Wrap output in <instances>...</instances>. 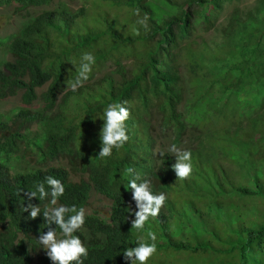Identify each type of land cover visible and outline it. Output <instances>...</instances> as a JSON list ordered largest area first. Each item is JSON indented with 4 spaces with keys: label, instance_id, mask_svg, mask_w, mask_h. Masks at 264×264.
Segmentation results:
<instances>
[{
    "label": "trees",
    "instance_id": "16d2710c",
    "mask_svg": "<svg viewBox=\"0 0 264 264\" xmlns=\"http://www.w3.org/2000/svg\"><path fill=\"white\" fill-rule=\"evenodd\" d=\"M238 1L0 0L14 12L39 10L7 36L10 59L0 68V98L19 92L23 103L0 113V264H31L39 237L49 227L61 232L43 217L51 196L37 190L50 193L49 176L65 188L55 206L79 210L90 189L111 202L110 223L85 215V231L74 233L88 250L83 264H131L123 253L137 246V232L117 183L141 171L156 179L153 194L167 197L139 231L157 237L151 263L168 264L161 256L169 254L179 264H264V0L241 12ZM145 14L147 29L137 23ZM86 53L95 63L73 91ZM109 104L129 110L128 140L101 157ZM151 126L171 145L189 133L188 178H176L167 156L155 169ZM68 168L82 177L69 179ZM28 203L40 207L34 219L23 211Z\"/></svg>",
    "mask_w": 264,
    "mask_h": 264
},
{
    "label": "clouds",
    "instance_id": "9594fccd",
    "mask_svg": "<svg viewBox=\"0 0 264 264\" xmlns=\"http://www.w3.org/2000/svg\"><path fill=\"white\" fill-rule=\"evenodd\" d=\"M136 15L139 16V9H137ZM147 21L148 17L145 14L143 19H139L137 23L147 29ZM137 34L139 33L137 32ZM6 51L8 53L7 49ZM9 59L10 57L6 60ZM3 61L0 64V68ZM82 61L83 62L81 63L79 69V75L76 80L71 84V88L73 91H76L79 87L83 86V82L88 79V74L91 72V65L95 63V58L92 54L86 53L83 55ZM34 103L33 106L39 105L38 103L37 105H34ZM20 104L21 106H23L21 100ZM178 108L179 110H182L183 103H181ZM11 113L12 112L4 115H10ZM104 116V126L100 131L102 133L101 143L103 145L99 151V156L101 157L110 156L112 154L113 148H120L127 142L128 135L125 121L129 118L130 112L126 107H123L120 104H109L107 109L105 110ZM30 128L35 131V122H32L30 124ZM27 130L30 132V134H28V132L24 130H21L20 132L26 135V137H24L25 139L29 140L33 132L30 129ZM188 134V132L184 133L177 144L171 145L169 143L171 135L168 132H160L157 128H153L151 126V152L154 160L155 169L159 165L160 156L163 155L167 156L169 160H172L171 163H173V165L171 167L175 172L176 178L186 179L191 175L193 168L191 162V150L179 149V144L181 142H185L186 138H189ZM164 144L169 145V151H171L172 153L167 151L160 153L158 152L160 147ZM18 145L19 152H24L26 150L31 151L30 148H27L23 151V143H18ZM191 145L192 142L190 144V147ZM32 153L36 155L34 152ZM173 153L175 155H173ZM9 163L12 162L9 161ZM127 171L131 174L133 172V169L129 168ZM81 177L82 175L78 179H80ZM46 181L48 186H50V193L45 191V187L43 184L38 185L37 190L40 194V199H45V197H48L50 195V203L54 207L45 210L43 212V217L47 221L48 225L55 224L61 229V232L56 233L54 228L49 227L48 231L39 237V242L41 243V245H43L44 248H41L42 254L40 255L39 260L41 264H46V262L44 261L46 256L53 262V264H72V262H75V264H83V260L81 258L87 257L88 250L84 246L79 236L74 235V233L78 229H80L81 232L85 231L84 228H82L85 217V211L83 209L84 206L79 210H77L75 206L71 208H68L64 205L55 206L57 205V198L64 194L65 188L61 181L51 176L47 177ZM156 182V179H154L151 175L141 171L140 177H129L126 180L117 183L119 186L118 188L121 191V197L125 195V200L123 201V203L124 206L127 208V219L129 226L137 232V234L133 237L137 246L129 248L123 253L124 259L126 261H130L131 264H137V262L138 264H147V261L156 252L155 241L157 237L155 233L150 230L148 231V234L139 232L140 229H143L145 227L147 228L146 223L150 218L159 215L160 209L163 207L167 199L166 195L164 193H160L161 191L159 190L153 189L154 192H156V194H153L152 184ZM91 190L92 189H90L89 191ZM93 191L96 192L94 189ZM25 195L27 196L28 200L31 201L33 197H36V192L26 193ZM100 195L105 197L102 194ZM108 207L109 211L107 214L97 216L94 213H90L87 215H94L98 218L103 219L106 223H110L111 205H109ZM23 211H29V216L32 219L36 218L38 214L41 213L39 205H33L31 203H28L26 207H23ZM68 213L74 214L67 215L66 218V214ZM57 235L63 237L57 238ZM148 237L150 238L152 243H145ZM39 246L40 244L37 247ZM31 257L33 259V251H31Z\"/></svg>",
    "mask_w": 264,
    "mask_h": 264
},
{
    "label": "rangeland",
    "instance_id": "374dc122",
    "mask_svg": "<svg viewBox=\"0 0 264 264\" xmlns=\"http://www.w3.org/2000/svg\"><path fill=\"white\" fill-rule=\"evenodd\" d=\"M67 3L72 8H76L79 6V2H76V1H70ZM253 3H254V0H239L237 7L239 11L241 12V11L249 9V7L253 5ZM229 9L231 8H228V10ZM33 10L32 9H27V10L21 9L18 12H14V5L0 6V64L3 60H6L10 57L6 51L7 42L5 40H7V36L12 34L18 28L19 22L22 19H24V17L28 16V14H34L37 11H39L38 9H35V8ZM228 10H226L225 12H227ZM210 33L211 32L204 34L205 38H208L209 37L208 34ZM34 105H37V103H34ZM19 106H21L19 92H16L15 94H12V95L5 96L4 98H0V113L2 114H8L12 112L15 107H19ZM190 144H191V139L186 138L185 142H181L179 144V149L186 150L190 147ZM165 151L172 153L171 151H169L168 144L162 145L158 152L160 153V152H165ZM173 155L175 154L173 153ZM22 157L25 158L28 161V163H34L35 158H36L35 155L30 150L24 151ZM226 165H228V161L224 159L223 166H226ZM68 170H69L68 178L73 181L78 180V178L81 176V174H79V172L77 171L70 170L69 168ZM109 205H110L109 199L91 190L89 191V196H88L87 202L84 205L83 209L85 211V215L94 213L97 216H101V215L108 213ZM62 237L63 236L57 235V238H62ZM41 248H43V245H41V243L39 247L34 248L32 264H41L39 260L40 255L42 254ZM164 257L168 261V264H179L178 262L179 260L176 257H180V256L173 257L169 254H164L163 256H161V258H164ZM151 259L152 258H150L147 261V264H153L151 263ZM185 260H188V258L184 257L183 262ZM194 264H200V263L195 261Z\"/></svg>",
    "mask_w": 264,
    "mask_h": 264
}]
</instances>
